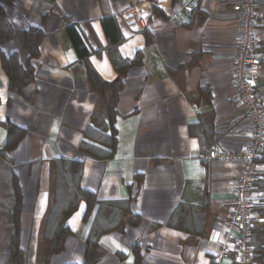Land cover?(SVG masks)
Segmentation results:
<instances>
[{
	"label": "crops",
	"instance_id": "1",
	"mask_svg": "<svg viewBox=\"0 0 264 264\" xmlns=\"http://www.w3.org/2000/svg\"><path fill=\"white\" fill-rule=\"evenodd\" d=\"M174 2L0 1L15 31L12 41L0 43V151L8 122L26 131L9 153L23 191L26 264H45L48 244L41 234L55 185L53 165L61 158L82 164V187L96 195L98 204L86 222L87 204H79L67 221L72 235L49 264H83L86 242L96 237L98 264H239L236 252L223 253V243L251 133L236 106L231 77L240 1L199 0L194 18L182 15L180 26L169 22ZM255 2L264 9V0ZM154 6L162 15L153 13ZM110 15L123 38L119 55L141 58V65L128 71L118 97L115 139L111 93L95 92L66 31L69 22L76 26L90 64L113 84L119 74L102 27ZM30 28L42 30L44 37L40 56L31 61L35 81L25 89L26 100L10 93L1 54H17L27 66L25 34ZM254 53L253 72L262 85L264 29ZM112 145V158H104L112 154ZM258 168L254 190L264 196V156ZM253 227L257 240L264 233V201L253 211ZM253 264L261 263L254 259Z\"/></svg>",
	"mask_w": 264,
	"mask_h": 264
},
{
	"label": "trees",
	"instance_id": "2",
	"mask_svg": "<svg viewBox=\"0 0 264 264\" xmlns=\"http://www.w3.org/2000/svg\"><path fill=\"white\" fill-rule=\"evenodd\" d=\"M0 1L5 5H13L14 3V0ZM177 2L178 0H175L174 5H176ZM153 13L162 15L159 9L155 6L153 7ZM102 27L110 44L108 50L111 61L115 70L119 74L118 80L113 84L104 82L94 67L90 64L88 60L90 53L76 26L69 22L67 24L66 31L76 50L78 58L85 63L90 84L95 92L99 93L103 97H105L107 93H111V98L108 102L109 118L112 130L111 139H115L116 131L114 128V120L118 105V97L123 89L124 79L126 78L128 71L131 68L140 66L141 58L137 56L133 60H125L119 55L118 47L123 42V38L121 36L117 20L114 16H105L102 20ZM146 35L149 38V35ZM14 37L15 31L8 20L6 9L4 5H0V43L4 44L10 42L14 39ZM43 37L44 34L40 29L30 28L26 32L25 47L30 54L29 59L27 60V66H24L21 63L17 54L8 55L2 52V66L9 79V91L11 94H16L26 100H29L25 93V89L28 85L35 81L34 68L31 65V61L40 56V46ZM6 129L8 133L7 142L4 149L0 151V165H2L3 161H6V165H10V193H13L14 206L11 214L9 215L6 227L8 228V238L6 241V254L4 255L3 264H26V252L21 246L23 191L14 172L12 160L9 157V153L14 151L18 147L21 140L26 136V131L11 122L6 124ZM114 148L115 146L112 145V154L106 153L104 158H112L115 150ZM85 150L83 151L84 153H86ZM93 152L95 151H92V153ZM89 155H91V153H89ZM53 170L55 185L52 191L48 214L45 218L41 234L42 239L48 244L45 264H49L52 256L57 255L64 250L66 238L72 235V232L67 226V221L77 211L79 204L81 202H85L87 204V212L84 217L85 222L88 219L90 209L95 204H98L96 195L84 190L82 187L83 166L81 163L61 158L54 162ZM260 190L264 191V185L260 187ZM124 205L125 210L127 209L129 212L128 203H125ZM132 221H134L132 222L133 224H137L139 218H134ZM98 238L99 237L87 240L86 259L83 264H98L101 257ZM252 246L255 249L254 259H257L261 264H264V241L257 244L256 240L252 239ZM137 264H140L139 260Z\"/></svg>",
	"mask_w": 264,
	"mask_h": 264
},
{
	"label": "built area",
	"instance_id": "3",
	"mask_svg": "<svg viewBox=\"0 0 264 264\" xmlns=\"http://www.w3.org/2000/svg\"><path fill=\"white\" fill-rule=\"evenodd\" d=\"M237 45L231 66V77L236 91V106L249 121L251 133L243 154V166L236 178L232 194L235 205L230 219L224 223L226 240L223 253L236 252L239 264H253V211L264 201L254 190L259 171L258 161L264 156V84L257 85L254 76L255 45L258 32L264 29V9L255 0H239ZM199 0H178L176 12L170 15L173 26L183 24L182 15L193 19Z\"/></svg>",
	"mask_w": 264,
	"mask_h": 264
},
{
	"label": "rangeland",
	"instance_id": "4",
	"mask_svg": "<svg viewBox=\"0 0 264 264\" xmlns=\"http://www.w3.org/2000/svg\"><path fill=\"white\" fill-rule=\"evenodd\" d=\"M10 173V165H6V161H3L0 165V264H3L4 255L6 254V241L8 238V228L6 227L14 206L13 193H10ZM262 241H264V233L257 236L256 240L257 244L262 243Z\"/></svg>",
	"mask_w": 264,
	"mask_h": 264
}]
</instances>
